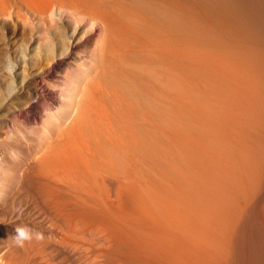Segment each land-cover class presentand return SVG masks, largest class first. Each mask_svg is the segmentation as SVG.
<instances>
[{
  "label": "bare ground",
  "instance_id": "1",
  "mask_svg": "<svg viewBox=\"0 0 264 264\" xmlns=\"http://www.w3.org/2000/svg\"><path fill=\"white\" fill-rule=\"evenodd\" d=\"M0 264H264V0H0Z\"/></svg>",
  "mask_w": 264,
  "mask_h": 264
}]
</instances>
